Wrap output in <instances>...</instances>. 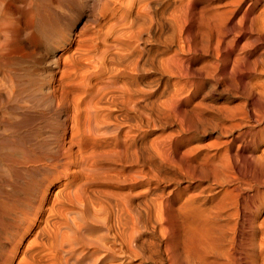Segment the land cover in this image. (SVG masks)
Listing matches in <instances>:
<instances>
[{"label": "bare ground", "instance_id": "bare-ground-1", "mask_svg": "<svg viewBox=\"0 0 264 264\" xmlns=\"http://www.w3.org/2000/svg\"><path fill=\"white\" fill-rule=\"evenodd\" d=\"M192 1L106 0L99 15L103 24L92 28L87 24L72 38L62 35L56 39L58 48L66 50L61 66L55 62L60 67L57 87L69 90L65 97L60 91L57 99L50 92V42L56 35L50 0H0V158L8 163H4L8 171L26 164L45 174L31 179L21 199L15 200V208L2 216L10 221L4 238L11 249L6 259L1 258L5 253L0 254V264H12L16 258V264H264L263 47L255 48L250 61L242 54L241 62L248 61L243 65L236 54L231 64L234 72L230 70L233 77L222 81L226 92L228 87L241 88L244 103H209L214 95L227 99L224 91L217 93L213 71L219 70L214 68L218 65L214 60L224 53L223 32L228 23L241 13L249 23L247 32L257 31L264 38V5L250 19L252 7L248 3L244 7L248 0H232L226 3L231 6L227 11L214 9L205 18L203 12L193 11ZM213 31L217 36L214 43ZM191 64L198 66L191 68ZM225 73L221 75L225 77ZM50 99L56 114H62L63 123L69 124L68 141L74 147L79 142L76 154L58 144L54 154L36 156L24 149L20 155L15 153L20 158L15 159L11 153L21 144L20 126L29 124L31 115L43 105L41 109L50 113ZM122 127L135 135L125 132L121 140L118 132ZM168 127L175 128L170 135L158 134L145 142L150 132L162 133ZM214 130L217 135L212 137ZM101 140L106 143L103 153L113 154L114 159L104 156L113 163L147 166L146 174H139L145 188L133 197L131 188L118 198L109 197L108 188L104 195L102 189L93 195L87 190V184L99 179L115 181L111 169L102 165L103 153L90 151L91 147L86 151L88 143L99 146ZM180 147L185 148L188 163L177 159ZM71 167L82 180L70 185L67 192L62 186L53 195L56 204L50 203V174L67 177ZM181 184L185 186L179 189ZM0 201L7 204V200ZM70 209L78 211L72 215ZM28 236L30 240L25 242ZM3 248L0 243V250Z\"/></svg>", "mask_w": 264, "mask_h": 264}, {"label": "rangeland", "instance_id": "rangeland-1", "mask_svg": "<svg viewBox=\"0 0 264 264\" xmlns=\"http://www.w3.org/2000/svg\"><path fill=\"white\" fill-rule=\"evenodd\" d=\"M65 1V2H64ZM78 1V2H77ZM95 1V2H94ZM105 1L106 0H72V1H68V0H50V20H51V23H53L52 25H54V26H52L53 27V29H55V30H53L52 29V31L54 32V34H56V35H54V37H53V39H55V40H53V42H50V43H52V44H50V46L52 47H50V92L51 91H53V94L57 97V99H59V97H60V95H62L63 94V96H61V97H65L66 95L68 96L69 95V93H68V89L67 90H61L60 89V87H57V84H58V81H59V77H60V74H59V70H60V67L59 66H61V63H62V60H63V58L65 57V55H66V50H60L59 48H58V46L55 44L56 43V41L57 40H59V39H61V38H63L64 36H66L65 38L67 39V38H72V36L74 35V34H76L78 31H80V27L82 28L83 26H86L87 24L89 25L90 24V26H91V28L94 26V27H96V24L97 23H99V24H103L104 23V21H102L99 17V15H100V9H102V7H103V3H105ZM215 1V2H214ZM222 1V2H221ZM229 1H232V0H194V1H192L193 3H191V8L193 9V11L195 12V13H199V12H203V17H205V18H207L208 16H209V14L211 15L212 14V12H214L213 10L215 9L216 11L217 10H219L220 12L221 11H224V10H228L229 8H231V6L230 5H227L228 6V8H226L227 6H226V3L227 2H229ZM63 2V4H60V3H62ZM77 2V3H76ZM81 2V3H80ZM197 2V3H196ZM208 2V3H207ZM211 2V3H210ZM214 2V3H213ZM218 4H217V3ZM252 2V3H251ZM69 3V4H68ZM73 3V4H72ZM79 3V4H78ZM82 3H83V5H82ZM96 3H98V5L96 4ZM210 3V4H209ZM247 3L249 4V7H252V10L253 11H251V13H252V15H251V13H250V19H255V16H256V14H257V12L263 7L262 6V3H263V5H264V2H259V1H255V0H248L247 2H246V4L244 5V7L247 5ZM256 3V4H255ZM94 4H96V5H94ZM224 4V5H223ZM255 6H254V5ZM63 5H65V6H63ZM73 5V6H72ZM196 5V6H195ZM204 6V7H202V6ZM208 5V6H207ZM212 7H211V6ZM217 7H216V6ZM220 5V6H219ZM85 6V7H84ZM92 6V7H91ZM97 6V7H96ZM200 6V7H199ZM226 6V7H225ZM230 6V7H229ZM68 7V8H67ZM77 7V8H76ZM101 7V8H100ZM209 7V8H208ZM97 8L99 9L98 11H97ZM199 8L201 9V11L199 10ZM218 8V9H217ZM95 9V10H94ZM189 9V8H188ZM188 9H185V12L183 13L184 14V17H185V19H186V17L188 18V20H187V24L189 25L191 22L189 21V17H188V14H187V12H188ZM203 9H204V11H203ZM206 9V10H205ZM71 10L73 11V12H71ZM93 10V11H92ZM187 10V11H186ZM190 10V9H189ZM208 10H209V12H208ZM75 11V12H74ZM79 11V12H78ZM218 11V12H219ZM89 12V13H88ZM91 12V13H90ZM97 12V13H96ZM205 12V13H204ZM76 13V14H75ZM209 13V14H208ZM80 14V15H79ZM205 14H207V15H205ZM79 15V16H78ZM187 15V16H186ZM94 16V17H93ZM96 16V17H95ZM51 17H52V19H54L53 21H52V19H51ZM199 17V16H198ZM239 17H241V18H239ZM253 17V18H252ZM83 18V19H82ZM97 18V19H96ZM91 19H92V21H91ZM240 19L242 20L241 22H240ZM56 20V21H55ZM74 20V21H73ZM83 20V21H82ZM84 20H85V22H84ZM86 20H89V21H86ZM95 20H97V21H95ZM99 20V21H98ZM239 20V21H238ZM93 21H95V23H92ZM102 21V22H101ZM190 23H189V22ZM87 22V23H86ZM91 22V23H90ZM238 22V23H237ZM240 22V23H239ZM234 23H236V24H234ZM242 23V24H241ZM56 24V25H55ZM72 24V25H71ZM74 24V25H73ZM85 24V25H84ZM94 24V25H93ZM239 24V25H238ZM246 24V20H244L243 19V17H242V14L241 13H239L236 17H235V19H233V21H231V22H229L228 23V25H229V27H227L226 29H225V31L223 32L224 33V35L226 36V34H227V36L225 37V36H223V44H222V50L224 51V53H225V51L227 52V53H223V55H222V53H221V55H220V57H222V58H218V59H220V60H217V59H213L214 61H216V62H218V65H219V61H223L219 66L214 62V64L215 65H217V66H215V65H213V67L214 68H216L217 67V69L219 68V70H217V73H216V69L214 70L213 68H212V70H214L213 72L216 74H214L215 75V78H217L218 80H216V81H218L217 82V84H218V86H217V93H220V92H222V91H224L226 88H224L225 86H223L222 84L224 83V82H226V80H231V74H232V77H233V73H231L230 72V70L232 71V70H234V69H231V64H233V59L238 55L240 58L239 59H241L240 60V62L241 61H243L242 60V56L243 57H246L247 58V60H251L252 59V52L255 50V48H257L258 46H259V48H264V38H262L263 36H260V35H262V34H259V32H257V31H253L254 32V34L252 33V34H250V33H248L247 32V25L249 24L248 23V21H247V24ZM87 25V26H88ZM194 25L196 26V24L194 23ZM194 26V27H195ZM235 26L237 27L236 28V30L234 29L235 28ZM246 26V27H245ZM231 27H233V28H231ZM67 28V29H66ZM233 31H231L230 29ZM240 28H242V30L240 29ZM243 28H246V29H243ZM66 29V30H65ZM71 29V30H70ZM195 29V28H194ZM228 29H229V31H230V34H229V32H227L228 31ZM235 31H234V30ZM238 29H240L241 31H243V32H240V30H238ZM91 31H93V29H90ZM89 30V31H90ZM57 31V32H56ZM68 31H69V33H68ZM70 31H71V33H70ZM246 31V32H245ZM56 32V33H55ZM58 32H61V34L60 33H58ZM225 32H227V33H225ZM232 32V33H231ZM234 32H240V33H235V34H237L236 36H234L235 34H234ZM66 33H67V35H66ZM242 33V34H241ZM243 33H244V35H243ZM257 33V34H256ZM59 34V35H58ZM71 36H70V35ZM213 34L214 35H212V43H214L215 42V40H216V38H217V36H216V33L213 31ZM234 34V35H233ZM240 34V35H239ZM58 35V36H57ZM62 35H64V36H62ZM230 37H229V36ZM252 35V36H251ZM254 35V36H253ZM233 36V37H232ZM251 36V37H250ZM225 37V38H224ZM232 37V38H231ZM235 37H237L236 39H234ZM257 37V40H258V38H259V40H258V42L256 41L255 43H254V41L256 40L255 38ZM227 38V39H226ZM240 38V39H239ZM260 38H262V39H260ZM57 39V40H56ZM229 39H230V41H234V43L235 42H237V43H231L230 41H229ZM234 39V40H233ZM247 39V40H246ZM253 39H255V40H253ZM248 40L250 41H252L253 40V42H250L251 44H248L249 42H248ZM227 41H229L230 43H227ZM239 41V42H238ZM261 41V44L259 43ZM241 42V43H240ZM244 42V43H243ZM245 42H247V43H245ZM243 43V44H242ZM256 44V43H258L256 46L254 45V44ZM178 44V43H177ZM226 44H233L232 45V47H231V50H229L230 49V46L228 45V47H229V49H228V47L226 46ZM245 44V45H244ZM246 44H248L247 46H246ZM239 45V46H238ZM245 46V48H244V46ZM55 46V47H54ZM235 46H238V47H236V49L234 48ZM248 46H251V47H248ZM252 46H254V47H252ZM261 46V47H260ZM247 47H248V49L249 48H251V49H247ZM54 48V49H53ZM224 48V49H223ZM234 48V49H233ZM242 48H243V51H242ZM241 49V50H240ZM247 49V50H246ZM229 50V51H228ZM243 53H242V52ZM245 51V52H244ZM241 52V53H240ZM248 52V53H247ZM229 53V54H228ZM239 53H240V55H239ZM245 53V54H244ZM237 54V55H236ZM243 54V55H242ZM251 54V55H250ZM236 55V56H235ZM60 59H59V58ZM231 58V59H230ZM246 58H244L245 59V61H246ZM227 60L226 62H225V60ZM56 60V61H55ZM53 61V62H52ZM244 61V62H245ZM55 62L56 63H58L59 64V66L57 67V65H55ZM225 62V63H224ZM246 62H248V61H246ZM245 62V63H246ZM53 63V64H52ZM245 63H243V62H241V64L243 65V64H245ZM229 64V65H228ZM225 65V66H224ZM54 66V67H53ZM198 65H196V64H191L190 65V67L191 68H193V67H197ZM223 66V67H222ZM228 66V67H227ZM224 67H225V69H224ZM56 68V69H55ZM58 68V69H57ZM233 68V67H232ZM55 69V70H54ZM221 69V70H220ZM224 69V70H223ZM243 69V67H240V70H242ZM226 72L225 73V77H224V75L222 74L221 75V73L222 72ZM232 72H234V71H232ZM219 75H221V79H220V77H219ZM217 76V77H216ZM229 76V77H228ZM219 77V78H218ZM223 77V78H222ZM227 77V79H225ZM228 78H230V79H228ZM223 79V80H222ZM225 79V80H224ZM220 80V81H219ZM222 81H223V83H222ZM228 81V82H229ZM219 83H221V84H219ZM220 87V88H219ZM56 88H57V90H56ZM232 88V87H231ZM238 88V87H237ZM236 87L234 88H232V90L230 89V87H228L227 88V92L226 91H224V97H227V99L225 98V100H219L218 99V96H216V95H214L210 100H209V103H211L212 105L213 104H217V103H221V102H223V101H227L230 105H233V106H235L236 105V102H237V105L238 106H240V105H242V103H244V99L242 98L243 96H241V88H239L238 90H236L237 89ZM60 89V90H59ZM65 89V88H64ZM223 89V90H222ZM230 89V91H228ZM235 89V90H234ZM60 91H62L61 93L62 94H60ZM220 91V92H219ZM57 92V93H56ZM229 92V93H228ZM237 92V93H236ZM240 92V93H239ZM68 93V94H67ZM237 94V95H233V97H232V94ZM240 95H239V94ZM60 94V95H59ZM227 95V96H226ZM229 96V97H228ZM237 96V97H236ZM241 97V98H240ZM240 98V99H239ZM62 99V98H61ZM51 100V99H50ZM53 100V99H52ZM50 101V113H48L47 111H43L41 108H43L44 107V105L42 106V104H40L42 107H40L39 108V106L37 107V108H39V109H37V110H39L37 113H39L40 112V114H41V116H40V114H37V113H35V114H33V115H31V116H33V117H30L31 119H32V121H30V125H32L33 126V128H32V126H30L28 123H27V127L23 124L22 126H20V127H22V128H20V132L18 131V133H17V135L19 134V133H21V134H19L18 135V137H19V140H21L20 142H21V144H20V146L18 147V151H13L11 154L13 155V156H16L15 155V153L17 152L19 155L21 154V152H24V149H26L25 150V152L26 153H30L31 151H32V154H35L36 156H44V155H46L47 153H51V154H54V152H55V149H56V147L55 146H57L58 144H60L59 145V148L62 146V147H64V148H68V149H70V151L71 152H73V153H75L76 151H77V145H78V141H75L74 143H75V146L76 147H74V144H71L69 141H68V138H69V124L68 123H66V124H64L63 123V115L62 114H56V111H55V109H54V107H53V105H55V102L54 101ZM229 100V101H228ZM240 101H243V102H240ZM54 102V103H53ZM215 102V103H214ZM238 103H240V104H238ZM51 104H53V105H51ZM249 108H252V106H248ZM41 109V110H40ZM42 112V113H41ZM213 112V111H212ZM48 113V114H47ZM36 115H38V116H36ZM46 115V116H45ZM50 115V116H49ZM62 115V116H61ZM43 116V117H42ZM59 116V117H58ZM35 117V118H34ZM42 117V118H41ZM36 120V125H35V123H34V119ZM37 118L39 119L38 121H37ZM60 120H59V119ZM30 119V120H31ZM60 122V123H59ZM35 126H34V125ZM64 125V126H63ZM23 126H24V129H23ZM29 126V127H28ZM27 128V130H26V128ZM35 127H36V129H35ZM64 127V128H63ZM67 127V128H66ZM28 128H29V130H28ZM169 128V127H168ZM168 128H166L165 130H162V133H161V131L160 130H155V132L153 131V132H150L149 133V137L148 138H146V143L148 142V140L149 139H155L157 136L156 135H158V137L159 136H166V134H168V135H170V132H173L174 131V127H170L169 129ZM22 129V130H21ZM30 129H32V130H30ZM63 129V130H62ZM66 129V130H65ZM127 129V130H126ZM216 130V129H215ZM214 130V131H215ZM23 131V132H22ZM35 131V132H34ZM57 131V132H56ZM63 131V132H62ZM66 131V132H65ZM127 131H129L128 132V134H127ZM160 131V132H159ZM28 132V133H27ZM33 134H32V133ZM65 132V133H64ZM126 132V133H125ZM62 133H64L63 134V136H62ZM125 133V134H124ZM152 133V134H151ZM25 136H24V135ZM30 134H31V136H30ZM122 134H124V135H129V136H131V137H133V135H135L131 130H129L128 128H126V127H122L121 128V130H119V132H118V135H120L119 137L121 138V140L122 139H124L123 138V136H122ZM161 134V135H160ZM172 134V133H171ZM28 135V136H27ZM215 135H217V133H216V131L215 132H212V134H211V136L212 137H214ZM22 138H21V137ZM122 136V137H121ZM17 137V138H18ZM26 137V138H25ZM58 137V138H57ZM157 137V138H158ZM16 138V137H15ZM21 138V139H20ZM27 138H29L28 140H27ZM61 138V139H60ZM23 139H24V141H23ZM27 140V141H26ZM56 140V141H55ZM104 141V140H103ZM102 140L101 141H97L98 142V145L99 146H97L96 145V143H94V145L92 144V145H90L91 143H88L86 146H85V148L86 147H91L90 149L89 148H86L87 150L86 151H88L89 152V150L90 151H92L93 149H94V151L95 150H97L98 149V151L101 153H103L106 149V147H105V145H106V143H104ZM24 142V143H23ZM26 142V143H25ZM54 142H55V145H54ZM64 142V143H63ZM137 142H139V141H137ZM23 143V144H22ZM66 143V144H65ZM71 145H70V144ZM77 144V145H76ZM103 144V145H102ZM105 144V145H104ZM21 145H23V146H21ZM54 145V146H53ZM67 145V146H66ZM71 146V148H69ZM73 146V147H72ZM93 146V147H92ZM96 146H97V148H96ZM20 148V149H19ZM96 148V149H95ZM103 148V149H102ZM53 149V150H52ZM73 151H72V150ZM100 149V150H99ZM23 150V151H22ZM104 150V151H103ZM184 150H185V148L184 147H180V149L177 151V153H176V157H177V159H181V161L183 162L184 161V163H188V159L186 158V156H184L183 155V152H184ZM255 150V149H254ZM19 151H20V153H19ZM53 151V152H52ZM258 152V150L256 149L255 151H253V153H257ZM16 153V154H17ZM102 153H101V155H102ZM105 153V152H104ZM103 153V155L101 156V158H102V165L104 166V167H106L107 169H111V171H112V173L110 174V175H113L114 177H113V179H115V181L116 182H118V183H116L114 180H112V181H110L109 182V180L108 179H106L105 178V180H101V179H99L98 181H93V182H90L89 184H87L86 185V188H87V190L89 191L90 189V191H89V193L91 194V195H93L94 193L95 194H97V190H101V192H103V195H104V193L106 194V192H108L109 190L111 191V192H108V194L107 195H109V197H114L115 196V198H118V197H120V196H123V195H125V192L126 193H129V190H130V188L132 189V193L130 192V194H131V196L133 197L134 195H136L137 193H139L140 192V190H143L144 188H145V186H143V184L145 185V182H142L143 181V179H141L142 177L141 176H143V172L142 171H144V173L147 171V166L145 165V166H140V164L141 163H139V165L138 164H133V165H130V167H129V165L128 166H126V167H128V168H126L125 166H122V165H120L119 163L117 164V162H112V160L110 161V159H108L106 156H109V154L107 155V154H104ZM50 154V156H52ZM76 154V153H75ZM111 154V153H110ZM178 154V155H177ZM104 155H106V156H104ZM113 155V154H112ZM112 155H110L111 157H113V159H114V156H112ZM179 155H181V156H179ZM104 156V157H103ZM109 156V157H110ZM106 157V158H105ZM186 158V159H185ZM15 159H20L19 157H18V155L15 157ZM103 159H108L111 163H109V161H107V160H105V162L106 163H104V161H103ZM0 163H1V166L2 167H4V169L7 167V165H8V163L7 162H5V161H3V160H1V158H0ZM114 161V160H113ZM20 162V161H19ZM156 162H159V160H158V158H156ZM4 163H6V164H4ZM105 164V165H104ZM108 164V165H107ZM113 164V165H112ZM18 165H20V166H18ZM18 165H16V167H11V170H9L8 171V169L6 168L5 170H3L2 169V167L0 166V172H2V173H8L7 174V176L6 175H4L3 176V174L1 175V173H0V181H3V180H5V181H3V184H2V182H1V184H0V186H2V187H0V200L2 199H4V202L7 200V204H6V202L5 203H3V205H2V201H0V224L2 225L3 224V222H4V224H3V226H5V227H3V226H1L0 225V227H1V231H0V243H1V245H2V247H4L5 246V248H6V250H3V249H5V248H3V249H1L0 251V254L2 253V254H4L5 253V255H3V256H1V258H3V259H6V253H8V250L9 249H11V247L10 246H8V244L6 243V241H5V238H6V236L8 237V226L10 225V224H8V223H10V221L9 220H7V218L5 217V218H2V216H4V214L6 213V211H9L10 212V210H8V209H10L11 208V210L13 209V208H15V206L14 205H16L17 204V200L18 199H21V197L23 196V193H24V191L27 189L26 187V184L27 183H29V181L31 180V179H34V180H38V178L39 179H41V178H44L45 176V174L44 173H41L40 172V168L39 167H37V166H35L36 167V169H31L30 168V166H28V165H26V164H18ZM142 165V164H141ZM244 164L243 163H241V167L243 166ZM18 166V167H17ZM111 166V167H110ZM116 166V167H115ZM133 166V167H132ZM138 166V167H137ZM118 167V168H117ZM124 167V168H123ZM142 167H143V169H142ZM16 168V169H15ZM18 168L21 170V171H19L18 170ZM28 168V169H27ZM71 168H74V169H71ZM70 168V172L68 173V176L66 177H63L62 178V176L60 177V178H55L56 176H54V174L52 175V174H50V203H52L51 201H53V203L54 204H56V202H55V199H54V197H53V195H54V193L56 192V191H58V189H63L64 187H65V189H67V190H65L64 189V192H67V191H70L72 188L70 187V185L71 186H73L76 182H78L79 183V181H81L82 179H81V177H79L78 175H75L73 172L74 171H76L77 169L75 168V167H71ZM3 171H2V170ZM14 169V170H13ZM30 169V170H29ZM117 169V170H116ZM142 169V170H141ZM171 169H173V168H171ZM7 170V171H6ZM34 170H37V171H34ZM73 170V171H72ZM27 171V172H26ZM120 171V172H119ZM166 171H167V169H166ZM12 172V173H11ZM15 172V173H14ZM22 172V173H21ZM72 172V173H71ZM141 172V173H140ZM11 173V174H10ZM14 173V174H13ZM40 173V174H39ZM117 173V174H116ZM122 173V174H121ZM124 173V174H123ZM131 173V174H130ZM136 173V174H135ZM20 176H19V175ZM70 174V175H69ZM73 174V175H72ZM122 176V175H126L127 176V180L126 179H124V178H126V176L124 177H120V175ZM135 174V175H134ZM141 176H140V175ZM146 174V173H145ZM16 176V177H15ZM42 176V177H41ZM74 176H77V177H74ZM141 178H140V177ZM15 177V178H14ZM20 177V178H19ZM79 177V178H78ZM15 179V180H14ZM19 179V180H18ZM76 179V180H75ZM78 179V180H77ZM18 180V181H17ZM123 180H126V181H128L126 184H125V182L126 181H123ZM102 181V182H101ZM103 181H105V182H103ZM75 182V183H74ZM95 182H96V184H95ZM100 182V183H99ZM140 182H141V184H140ZM9 183V184H8ZM72 183V184H71ZM97 183H98V185H97ZM103 183H104V185H103ZM106 183V184H105ZM129 183H131V184H129ZM134 183V184H133ZM143 183V184H142ZM6 185V187H8L9 186V188H6L5 187V189H3L4 188V186ZM97 185V186H95V185ZM115 186L114 188H113V186ZM89 185H91V186H89ZM111 185V186H110ZM117 185H119V186H117ZM121 185V186H120ZM124 185V186H123ZM128 185V186H127ZM164 185H165V187H164ZM183 184H181L180 186H179V189H182L184 186H185V184L182 186ZM62 186H64V187H62ZM108 186H110V187H108ZM10 187H11V189H10ZM68 187H70V188H68ZM97 187H98V189H97ZM101 187H103V188H101ZM121 187H123V188H121ZM136 187V188H135ZM162 187L163 188H166V190H168V188H167V184H163L162 185ZM181 187V188H180ZM13 188V189H12ZM90 188V189H89ZM93 188V189H92ZM109 190H108V189ZM69 189V190H68ZM105 189V190H104ZM10 190V191H9ZM11 190H12V193H11ZM15 190V191H14ZM17 190V191H16ZM107 190V191H106ZM119 191V194L117 195V193H115V192H118ZM3 193H2V192ZM97 191V192H96ZM115 191V192H114ZM123 191V192H122ZM9 194H8V193ZM15 192V193H14ZM112 192H113V194H112ZM18 195H17V194ZM22 193V194H21ZM53 193V194H52ZM111 193V194H110ZM123 193V194H122ZM7 194V196H5V195ZM14 194V195H13ZM20 194V195H19ZM102 194V193H101ZM116 194V195H115ZM13 195V196H12ZM17 195V196H16ZM107 195H105V196H107ZM111 195V196H110ZM10 196H12L13 198H14V196H15V199L13 200V198H11ZM21 196V197H20ZM130 196V197H131ZM17 197V198H16ZM20 197V198H19ZM131 197V199H132V201H133V199L134 198H132ZM138 199V198H137ZM137 199H136V197H135V199H134V201L133 202H136L137 201ZM16 200V201H15ZM14 201V202H13ZM15 202H16V204H15ZM9 203H11V204H9ZM9 207H7L6 205ZM6 207H5V206ZM3 206V207H2ZM10 206H13V207H10ZM2 207V208H1ZM5 207V208H4ZM4 208V209H3ZM7 209V210H6ZM3 210V211H2ZM2 211V212H1ZM78 211V209H73V210H69V214H74L75 212H77ZM4 212V213H3ZM2 213V214H1ZM262 213V212H261ZM264 213V212H263ZM176 215H177V212H176ZM261 215H264V214H261ZM260 215V216H261ZM12 216V215H11ZM178 216V215H177ZM4 221H3V220ZM180 218H177V220H176V223H178L179 224V226H178V224H177V226H178V230H179V232H181L182 231V227H181V221L179 220ZM6 220V221H5ZM6 222H7V224H6ZM7 226V227H6ZM179 227H180V229H179ZM3 230H4V232H3ZM2 233H4V234H2ZM98 233V232H97ZM97 233H95V235H100V233L99 234H97ZM5 235V236H4ZM31 236V235H30ZM30 236H28L27 238H26V240H25V242L26 241H29L30 240ZM5 237V238H4ZM2 238H3V240H2ZM1 240L3 241V244H2V242H1ZM24 242V243H25ZM5 243L7 244V245H5ZM24 245V244H23ZM23 247V246H22ZM4 251V252H3ZM18 251H19V249H18ZM19 252H17V254H18ZM17 256V255H16ZM1 260V262H4L5 260ZM17 263V258L14 260V262L12 263V264H16ZM6 264V263H5Z\"/></svg>", "mask_w": 264, "mask_h": 264}]
</instances>
